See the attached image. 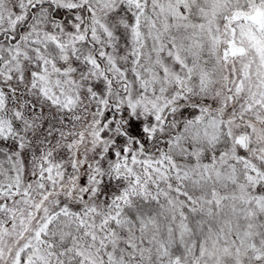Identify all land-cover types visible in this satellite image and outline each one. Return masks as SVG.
Returning a JSON list of instances; mask_svg holds the SVG:
<instances>
[{
	"label": "snow or ice",
	"instance_id": "1",
	"mask_svg": "<svg viewBox=\"0 0 264 264\" xmlns=\"http://www.w3.org/2000/svg\"><path fill=\"white\" fill-rule=\"evenodd\" d=\"M0 264H264V0H0Z\"/></svg>",
	"mask_w": 264,
	"mask_h": 264
}]
</instances>
